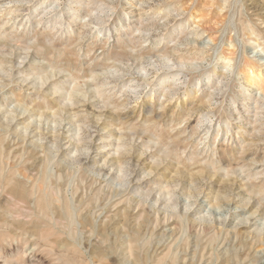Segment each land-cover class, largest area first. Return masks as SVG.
<instances>
[{"label":"rangeland","instance_id":"1","mask_svg":"<svg viewBox=\"0 0 264 264\" xmlns=\"http://www.w3.org/2000/svg\"><path fill=\"white\" fill-rule=\"evenodd\" d=\"M263 76L264 0H0V264H264Z\"/></svg>","mask_w":264,"mask_h":264},{"label":"bare ground","instance_id":"2","mask_svg":"<svg viewBox=\"0 0 264 264\" xmlns=\"http://www.w3.org/2000/svg\"><path fill=\"white\" fill-rule=\"evenodd\" d=\"M176 50V49H175ZM175 50H172V51H174L175 52ZM156 51V50H155ZM183 51V50H182ZM188 51V50H187ZM156 53V52H155ZM177 53V52H176ZM179 54H181V53H179ZM183 55V54H182ZM185 55V54H184ZM188 55V54H187ZM146 56V55H145ZM178 56V55H177ZM149 57H151V56H149ZM116 58V57H115ZM163 58V57H162ZM159 60V59H158ZM230 62V61H229ZM135 63V62H134ZM164 63H165V61H164ZM162 64V63H161ZM166 65V64H165ZM251 66V65H250ZM248 68V67H247ZM246 68V69H247ZM248 74H249V76L250 77H253L254 79H258L259 77H260V73L261 72H259V69L257 70L256 68H254V67H249L248 69ZM51 71V70H50ZM146 71V70H145ZM246 71V70H245ZM105 72V71H104ZM93 73V72H92ZM103 73V72H102ZM50 74V73H49ZM96 74V73H95ZM154 73H152L151 74V76L153 75ZM146 76V75H145ZM151 76L150 77H144L143 78V82H148V81H151ZM225 77V76H224ZM264 77V76H263ZM227 78V77H226ZM261 78V77H260ZM10 79V78H9ZM96 79V78H95ZM165 81L166 80H163L162 81V83L161 84H164L165 83ZM74 82V81H73ZM255 82V81H254ZM103 84V83H102ZM139 84V83H138ZM144 84V83H143ZM146 84V83H145ZM90 85V84H89ZM147 85V84H146ZM140 86H143V85H140ZM89 87V86H88ZM82 88H84V86L82 87ZM97 88H98V86H97ZM127 88V87H126ZM41 89V88H40ZM85 89V88H84ZM136 89V88H135ZM91 90V89H90ZM89 90V91H90ZM98 90V89H97ZM101 90V89H100ZM126 90V89H125ZM165 90V89H164ZM127 91V90H126ZM72 92L74 93V90H72ZM72 92L70 91V93H71V98H72ZM80 92V91H79ZM82 92V91H81ZM92 92V91H91ZM90 92V93H91ZM95 92L96 93H99V90L98 91H96V89H95ZM100 92H102V91H100ZM133 92V91H132ZM165 92V91H164ZM219 92V91H218ZM95 93V94H96ZM166 93V92H165ZM66 94V93H65ZM69 94V93H68ZM75 94V93H74ZM84 93H82V95H83ZM100 94V93H99ZM81 94H80V96H82ZM97 95V94H96ZM95 95V96H96ZM139 95V94H138ZM169 95V94H168ZM74 96V95H73ZM170 96V95H169ZM83 97V96H82ZM92 97V96H91ZM110 97V96H109ZM160 97H167L166 95H164V94H162ZM74 98V97H73ZM72 98V99H73ZM76 99H77V97H75ZM96 98V97H95ZM169 98V97H168ZM68 99V98H67ZM138 99V98H137ZM108 100V99H107ZM72 101V100H71ZM75 101H78V100H75ZM86 101V100H85ZM111 101V100H110ZM81 103V102H80ZM108 103V102H107ZM70 104V103H69ZM72 106V105H71ZM84 106V105H83ZM123 106V105H122ZM113 107V106H112ZM153 107V106H152ZM72 108V107H71ZM114 109V108H113ZM112 109V110H113ZM194 110V109H193ZM111 113H112V111H111ZM117 116V115H116ZM149 116V115H148ZM109 117V116H108ZM114 117H115V115H114ZM116 119V118H115ZM124 122V121H123ZM105 124V123H104ZM127 126V125H126ZM129 127V126H128ZM104 129V128H103ZM131 129V128H130ZM261 131V130H260ZM105 132V131H104ZM121 132V131H120ZM109 133V132H108ZM111 134V133H110ZM113 134V133H112ZM115 138V137H114ZM253 139V138H252ZM120 141V140H119ZM151 141V140H150ZM154 141V140H153ZM1 142V141H0ZM111 142V141H110ZM154 143V142H153ZM156 144V143H155ZM255 144V143H254ZM258 144V143H257ZM145 145V144H144ZM148 145V144H147ZM79 146V145H78ZM77 146V147H78ZM121 146V145H120ZM120 146H118L119 147V150H121L120 148ZM127 146V145H126ZM157 147V146H156ZM147 148V147H146ZM130 149V148H129ZM148 149V148H147ZM116 150V149H115ZM118 150V149H117ZM146 151V150H145ZM166 151V150H165ZM168 152V151H167ZM118 153H119V151H118ZM166 153V152H165ZM116 154V153H115ZM158 155V154H157ZM114 156V155H113ZM126 156V155H125ZM125 156L123 155V153L122 154H119V156L117 157V158H115L114 160L112 159V163H114V164H117L118 166L123 162V160L125 159ZM127 157V156H126ZM133 157H135V156H133ZM137 157V156H136ZM159 157V156H158ZM108 158H110V157H108ZM128 159V158H127ZM264 161V160H263ZM263 161H261V162H263ZM47 164H48V162H47ZM116 166V165H115ZM102 168V167H101ZM120 171H121V169H120ZM226 172V171H225ZM8 174H10V172L8 173ZM175 174V173H174ZM12 175H14V174H12ZM46 175V174H45ZM3 177V176H2ZM7 177V176H6ZM13 177V176H12ZM177 177V176H176ZM249 177V176H248ZM7 178H9V177H7ZM7 178H5V180L7 179ZM14 179V178H13ZM3 180V179H2ZM11 180V179H10ZM8 183H9V181H8ZM41 183H42V181H41ZM7 184V183H6ZM11 184V183H10ZM40 184V183H39ZM32 187H35V186H32ZM38 187V186H37ZM39 188H42L41 186L39 187ZM254 188V187H253ZM258 188V187H257ZM32 189H34V188H32ZM35 189H37V188H35ZM259 189V188H258ZM16 190V189H15ZM40 190V189H39ZM261 190H263V188L261 189ZM27 191V190H26ZM31 189L29 190V192L31 193ZM33 191H35V190H33ZM32 191V192H33ZM257 191V192H256ZM37 192V191H36ZM53 192V191H52ZM261 191L260 190H255V191H253L252 190V193L253 194H255V195H260L261 193H260ZM263 192V191H262ZM34 193V192H33ZM39 193V192H38ZM97 194V193H96ZM30 195H32V194H30ZM35 195H36V193H35ZM43 195H44V193H43ZM46 195V194H45ZM263 195V194H262ZM34 196V195H33ZM39 196V195H38ZM47 196V195H46ZM35 197V196H34ZM36 198V197H35ZM54 198V197H53ZM34 200H36V199H34ZM53 201V200H52ZM48 202H50V201H48ZM36 203V202H35ZM250 203V202H249ZM49 204H51V203H49ZM48 203H47V201H46V199L44 198V197H40L38 200H37V205H38V209H40L41 210V215L43 214V215H45L46 214V212H48L47 211V209H48V206L50 207V205H49ZM68 212H70V211H68ZM65 213V212H64ZM71 213V212H70ZM49 214V213H48ZM44 217V216H43ZM42 217V218H43ZM45 217H47V216H45ZM44 217V218H45ZM256 235V234H255ZM261 237V236H260ZM262 239H263V237H261ZM258 240V239H257ZM258 242H260V241H258ZM167 257V256H166ZM160 262V261H159Z\"/></svg>","mask_w":264,"mask_h":264}]
</instances>
